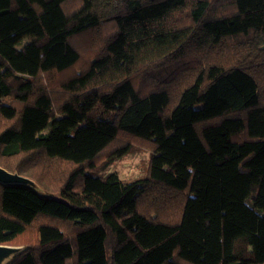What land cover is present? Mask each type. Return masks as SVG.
Listing matches in <instances>:
<instances>
[{
    "label": "trees",
    "instance_id": "obj_1",
    "mask_svg": "<svg viewBox=\"0 0 264 264\" xmlns=\"http://www.w3.org/2000/svg\"><path fill=\"white\" fill-rule=\"evenodd\" d=\"M0 167L5 264H264V0H0Z\"/></svg>",
    "mask_w": 264,
    "mask_h": 264
},
{
    "label": "rangeland",
    "instance_id": "obj_2",
    "mask_svg": "<svg viewBox=\"0 0 264 264\" xmlns=\"http://www.w3.org/2000/svg\"><path fill=\"white\" fill-rule=\"evenodd\" d=\"M34 40V38L26 39L24 41L25 45L30 44ZM115 147L116 146L112 147L108 150L107 153L101 155L99 161L103 162V160L107 157L109 153L113 151V149H115ZM149 153V150L143 149L139 153L124 154L108 167L106 173H112L113 175L118 176L119 179L126 183H131L133 181L140 180L146 175Z\"/></svg>",
    "mask_w": 264,
    "mask_h": 264
},
{
    "label": "water",
    "instance_id": "obj_3",
    "mask_svg": "<svg viewBox=\"0 0 264 264\" xmlns=\"http://www.w3.org/2000/svg\"><path fill=\"white\" fill-rule=\"evenodd\" d=\"M0 183L3 184H18L24 183L33 185V182L18 174H13L0 167ZM20 252L19 247L0 245V264H5L13 255Z\"/></svg>",
    "mask_w": 264,
    "mask_h": 264
}]
</instances>
